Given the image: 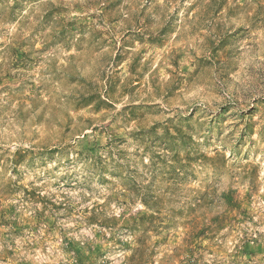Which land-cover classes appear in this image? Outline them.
Wrapping results in <instances>:
<instances>
[{"label":"rangeland","instance_id":"obj_1","mask_svg":"<svg viewBox=\"0 0 264 264\" xmlns=\"http://www.w3.org/2000/svg\"><path fill=\"white\" fill-rule=\"evenodd\" d=\"M148 214L147 264H264V0H0V264H124Z\"/></svg>","mask_w":264,"mask_h":264},{"label":"trees","instance_id":"obj_2","mask_svg":"<svg viewBox=\"0 0 264 264\" xmlns=\"http://www.w3.org/2000/svg\"><path fill=\"white\" fill-rule=\"evenodd\" d=\"M170 143H174V139L171 140ZM166 148H171L168 144H166ZM171 145V144H170ZM174 148L176 144H173ZM173 147V146H172ZM52 151V150H51ZM18 153L14 156V160L17 162L21 161L18 159ZM81 155V154H80ZM92 158L96 161V168L100 173L103 171H108L110 167H112V173L113 175H116L114 173L117 172L118 168L120 167L119 162H116V159H114V153L110 152L106 155H99L97 157L92 156ZM130 191H134L133 189H129ZM142 191V202L147 206L148 209H158V204L154 203L152 205L147 204L146 195L147 192L144 191V189H140ZM144 197V198H143ZM158 213H161L160 210H155ZM168 228L167 225L163 224L162 220L157 217H155V214H148L146 216H143L138 223H135L131 227H129L130 231L135 232H141L142 234L139 235V239L136 240L138 242V246L133 250V253L130 255V257L125 260L124 264H147L148 259H151L155 255V246L151 242L152 235L151 233L159 232L162 229Z\"/></svg>","mask_w":264,"mask_h":264}]
</instances>
